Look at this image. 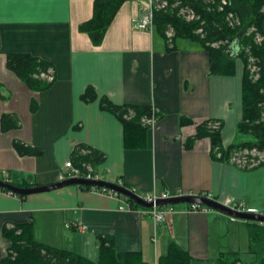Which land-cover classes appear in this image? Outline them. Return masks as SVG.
<instances>
[{"label": "crops", "instance_id": "0c3cea01", "mask_svg": "<svg viewBox=\"0 0 264 264\" xmlns=\"http://www.w3.org/2000/svg\"><path fill=\"white\" fill-rule=\"evenodd\" d=\"M146 3L124 1L94 46L77 29L90 17L92 0H2L0 116L10 114L19 125L6 131L0 127V175L20 187L51 184L73 146L81 143L104 154L91 167L100 179L119 181L139 196L205 192L219 203L240 200L245 208L264 212V163L242 169L213 158L207 136L186 145L206 119L220 120L223 148L245 139L236 132L242 62L234 61L231 75L211 74L208 54L198 43L177 37L167 44L153 30L135 28ZM8 53H28L51 63L50 85L28 89L6 68ZM88 86L96 99L83 102L80 95ZM99 97L160 110L146 131L144 147H123L122 126L99 108ZM14 140L39 152L19 154ZM127 204L123 197L79 185L24 196L0 191V259L9 246L3 226L28 222L35 240L90 259L96 255L97 236H111L117 252L137 251L150 264L169 241L202 264H217L222 252L238 249L233 230L244 220L209 208L189 211L184 203L170 205L166 219L153 228L140 208Z\"/></svg>", "mask_w": 264, "mask_h": 264}, {"label": "trees", "instance_id": "16d2710c", "mask_svg": "<svg viewBox=\"0 0 264 264\" xmlns=\"http://www.w3.org/2000/svg\"><path fill=\"white\" fill-rule=\"evenodd\" d=\"M124 1L126 0H92L91 15L78 24V31L85 33L92 45H98ZM153 1L151 17L153 31L166 42L165 32L170 29L172 31L170 42L174 38L183 37L198 43L208 54L209 73L233 74L235 58L243 64L241 117L236 123V132L244 138L247 135L250 138L223 148L220 145V120L216 119L218 125L216 128H211L209 124L215 119H206L196 125L195 133L187 140L186 145H191L196 138L207 136L210 140V155L225 163H228L229 153L233 149L262 150L264 148V0H227L221 9H219L220 0ZM185 8L193 13L191 19H186L180 12ZM228 13L237 18L238 24L228 23ZM256 34L261 37L259 42L254 39ZM249 57L253 58V63L257 66V77L254 79L247 69ZM5 66L30 90L41 91L51 83L52 79L47 80L45 76L48 75V69L53 70L52 64L28 53L6 54ZM80 99L83 102H91L96 99V94L88 86L80 95ZM33 105L34 103L31 102V109L34 108ZM98 106L111 113L120 122L123 147L128 149L145 146V134L149 124L142 119L153 115L157 121L161 116L159 109L152 113L150 105H117L111 103L106 97L98 98ZM187 121L183 119L182 123ZM18 125L14 116L10 114L0 116L2 130L13 129ZM12 145L19 154L39 152L38 149L25 146L15 140ZM217 153L219 156L216 155ZM104 158L102 152L81 143L73 146L69 156L72 165L81 169L84 165L92 167L99 164ZM79 187L86 190H101L91 186ZM116 195L123 197L131 206L141 208L124 196ZM243 232L244 236L238 249L222 252L215 260L217 264H264V224L244 221ZM2 235L8 239L9 246L0 259V264H150L143 260L137 251L117 252L111 236L96 237V255L90 259L72 250L35 240L32 237L30 222L3 226ZM202 263L201 260L191 257L174 241L167 243L165 252L155 261V264Z\"/></svg>", "mask_w": 264, "mask_h": 264}, {"label": "built area", "instance_id": "2783aa9c", "mask_svg": "<svg viewBox=\"0 0 264 264\" xmlns=\"http://www.w3.org/2000/svg\"><path fill=\"white\" fill-rule=\"evenodd\" d=\"M227 0H220L219 3V9H221V6L224 5L226 3ZM154 1L153 0H147L146 3V7L144 9V13L143 15L139 18V20L134 24V27L139 29V30H144L147 32H151L153 30V24H152V9L154 8L153 6ZM162 5H164V2H162ZM161 6V5H160ZM180 12L184 15V17L186 19H191L193 17V13L189 10V9H181ZM228 17V23L230 25L232 24H238V20L237 18H234L232 16L231 13H228L227 15ZM165 36H166V40L168 42V44H170V39L172 36V31L169 29L165 32ZM254 39L256 42H259L261 37L256 34L254 36ZM253 58L249 57L247 59V69L249 70L250 75L252 76V78H256L257 77V66L253 63ZM52 69H48V75L45 76L47 80L52 79ZM264 95V92H263ZM152 108V113H154L156 111L157 108H155L154 106H151ZM263 117V115H262ZM142 121L146 122V124H149V128L156 122L155 118L153 115H151L149 118H145L142 119ZM218 125V121L217 120H213L212 122H210L209 126L211 128H216V126ZM233 150H238L237 152H234L232 154ZM231 150L229 153V157H228V163L231 165H234L238 168H253L256 167L262 163H264V148L262 150H257L256 148H251V149H246V148H236ZM217 156H219V154H216ZM70 177H80V178H84V179H99V176L96 172H94L92 170V168L88 165H84L83 169L78 168L77 166H73L72 163L70 162V160H67L63 163V169L58 171L57 173V181L66 179V178H70ZM0 180L2 181H6V176L5 174H1V178ZM119 185H122L119 181L115 182ZM93 187V186H92ZM98 188V187H95ZM101 190H97L100 192H105L108 193L110 195L119 197L118 195H116L117 193H113V191H103L106 189L100 188ZM95 190V189H93ZM0 191L3 192H7L9 194L15 195L17 196L15 193L10 192L8 190L2 189L0 188ZM133 191V190H132ZM197 195H201V196H205V197H210L208 194H197ZM166 194H161L160 196H156L154 194L151 195H144L141 196V198L145 201H151L153 202L155 200V198L157 197H166ZM225 206H227L230 209H233L235 211H244V212H251V213H258V214H263V211H258L255 210L253 208H245L243 205V202L240 200H236V201H232L230 199H226V201L224 203H221ZM189 205V211H195L197 209L200 208H207L205 206H201L195 203H188ZM126 207L128 209H130V205L127 204ZM119 209H123L122 206H119ZM141 213H144L145 215H147L152 222L153 228H155V226L159 223H161L162 221H164L166 219V215L169 214L171 212V207L170 205H166V206H161V207H157V206H152L150 208H140L139 209Z\"/></svg>", "mask_w": 264, "mask_h": 264}, {"label": "water", "instance_id": "95a60500", "mask_svg": "<svg viewBox=\"0 0 264 264\" xmlns=\"http://www.w3.org/2000/svg\"><path fill=\"white\" fill-rule=\"evenodd\" d=\"M67 185H79V186H91V187L93 186V187L110 190L131 200L133 203L140 206L141 208H150L153 205L157 207H161V206L174 205L179 203H195L201 206H205L209 209H212L214 211H217L221 214H224L234 219L264 224L263 214L235 211L219 203L217 200L211 197H205L197 194H183V195H175V196L157 197L153 202H151V201L143 200L141 196L137 195L131 189L126 188L123 185H119L115 182H108L100 178L84 179L80 177H70L60 181L53 182L51 184L36 185L30 187L15 186L8 183L7 181L0 180V188L8 190L18 195H27L31 193L50 191Z\"/></svg>", "mask_w": 264, "mask_h": 264}, {"label": "rangeland", "instance_id": "374dc122", "mask_svg": "<svg viewBox=\"0 0 264 264\" xmlns=\"http://www.w3.org/2000/svg\"><path fill=\"white\" fill-rule=\"evenodd\" d=\"M235 60H239L238 58H235ZM245 138H250L249 137V135H247V137H245ZM238 150H233L232 151V154L234 153V152H237ZM231 153V152H230ZM238 153V152H237ZM182 204H184V203H179V204H174L173 206H175V205H182ZM259 224V223H258ZM234 231V234H236V238H237V240H238V245H239V243L242 241V238H243V236H244V232H243V227H241V228H237V229H234L233 230Z\"/></svg>", "mask_w": 264, "mask_h": 264}, {"label": "snow or ice", "instance_id": "6c2138e0", "mask_svg": "<svg viewBox=\"0 0 264 264\" xmlns=\"http://www.w3.org/2000/svg\"><path fill=\"white\" fill-rule=\"evenodd\" d=\"M0 3H2V0H0Z\"/></svg>", "mask_w": 264, "mask_h": 264}]
</instances>
